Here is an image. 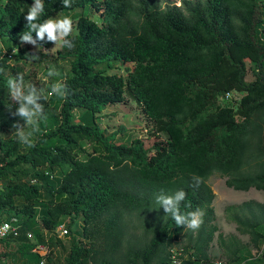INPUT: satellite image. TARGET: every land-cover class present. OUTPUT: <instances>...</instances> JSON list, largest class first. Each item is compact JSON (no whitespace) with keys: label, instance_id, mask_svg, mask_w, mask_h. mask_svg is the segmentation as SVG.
Masks as SVG:
<instances>
[{"label":"trees","instance_id":"1","mask_svg":"<svg viewBox=\"0 0 264 264\" xmlns=\"http://www.w3.org/2000/svg\"><path fill=\"white\" fill-rule=\"evenodd\" d=\"M33 2H0V132L25 123L14 115L18 104L9 94L8 76L23 74L25 85L44 89L13 60L41 65L49 52L27 47L11 55L24 44L20 36L29 31L24 17ZM42 2L39 22L89 7L100 13V21L78 16V33L69 37L75 47L58 52L70 67L63 81L68 95L40 101L56 109L52 120L36 125L35 146L19 153L15 140L0 142L7 160L0 165V222L17 215L25 230H33L37 243L48 246L45 258L33 255L38 264L43 258L53 264V232L68 219L70 234L80 219L85 227L103 222L100 231L107 247L99 253L72 238L65 264H174L170 251L188 229L176 225L156 203V195L183 189L187 195L181 213L199 208L204 215L181 264H213L209 251L218 228L209 179L220 175L228 177L227 186L236 191H264V168L255 175L241 173L252 138L264 129V3L71 0V7L65 8L62 0ZM32 36L36 38L34 32ZM38 43L46 50L54 45L46 36ZM249 74L252 81L247 80ZM234 92L241 98H226ZM127 94L152 123L149 145L126 137L124 131L120 137L108 134L99 124V116L123 103ZM193 177L200 179L199 187L192 186ZM255 205L260 212L249 209V217H231L250 237L249 244L219 233L227 264H264V205ZM4 211L15 213L1 214ZM137 224L146 228L148 242H130L120 253ZM26 246L30 251L35 247L25 234L0 242L6 257Z\"/></svg>","mask_w":264,"mask_h":264},{"label":"rangeland","instance_id":"2","mask_svg":"<svg viewBox=\"0 0 264 264\" xmlns=\"http://www.w3.org/2000/svg\"><path fill=\"white\" fill-rule=\"evenodd\" d=\"M260 1L264 3V0ZM0 2L2 4H5L6 0H0ZM175 4L177 6H180L181 2L177 1ZM80 15L87 16L92 18L93 20L100 21V13L91 7L86 9H77L74 13L61 14L55 16L54 18L60 16H70L73 20L74 26V32L72 35H76L78 33L76 29L78 21L77 19ZM1 46L6 52V45L2 44ZM27 47L34 52L40 50L49 52L46 63L41 65L25 63L23 61H17L15 59L13 60V63L17 67H20L27 75L31 76V78H34L40 87H43L45 90H48L51 85L56 81H64L70 76L69 63L66 61H62L58 58V52H60L63 48L58 45H53L49 50H46L44 47L42 49L36 50V48L32 44L24 43L20 47L16 46L15 50L11 53V55L18 53L20 49ZM49 69H54L56 75L49 77L47 75ZM247 80L252 81L253 76L249 74ZM235 96L237 97V99L241 98L240 94H235ZM44 105L45 115L38 120V123L47 120H52L55 116L54 111L56 107L51 104ZM99 124L103 129L108 132V134L117 133V136L120 137V132L124 131L123 133L126 137L144 139L147 145H149L150 143L148 132L153 127L152 123L144 116L143 110L139 103L135 100V98L128 94L126 95L125 101L123 103L108 107L99 116ZM36 125H28L25 128L26 131H31L33 133L31 137L32 140L34 134L37 132ZM14 133L15 131L0 132V142L13 139L18 144V152H26L29 147L20 143ZM259 152H263L262 155ZM258 157L259 160L257 159ZM6 163L7 160L5 156L0 153V165ZM263 168L264 129L261 133L257 134V136L252 138L251 146L245 156L244 168L243 170H241V173L244 175H255L260 172ZM227 180L228 177L214 175L208 181V184L215 195L213 208L215 211L216 220L214 222V225L218 228V232L215 234L214 241L212 242L209 251L212 259L214 260L213 263L226 262V259L223 257L224 250L221 248L220 243L218 242L219 233H222L225 238H230L231 236H234L244 244H249L250 242V237L238 230V226L231 220V217L236 215L249 217V209H252L257 213L260 212V210L255 205L256 203L264 205V191H257L256 189H250L248 192L236 191L235 189L229 188L227 186ZM2 186L3 184L0 183V187ZM245 203H252L253 205L249 208H244L242 206ZM231 206H236L238 207V209L231 210L228 212L227 208ZM14 213V211L1 212V214L3 215H11ZM70 221V219L66 220L67 225H69ZM102 224L103 222H100L95 227H85L83 220L80 219L71 227V237L57 239L53 236V264H65V258L69 254L72 238L75 237L79 238L84 244H87L88 246L97 250V252L102 253L107 247L106 237L104 233L100 231L103 226ZM135 226V229L131 230V235L123 241V245L120 247V253L127 251L128 247L130 246V242L132 243L131 245H134L135 242H137V244H146L148 242L144 230L146 228L140 226L139 224ZM28 231L34 234L32 229H28ZM197 231L198 230L193 231L188 229L183 235V237L180 239V241L173 246V248H175V250L177 251L179 250V252H184L185 247L191 248L192 245L195 243ZM58 240L60 242H58ZM34 241L35 240L32 241L33 245ZM29 249V246H26L23 252L11 255L10 257L2 255L1 253H3V251L2 249H0V264H38V262L33 259V255L37 254L42 257L43 252L34 253L33 249L31 251ZM47 251L48 256L50 249L47 248Z\"/></svg>","mask_w":264,"mask_h":264},{"label":"clouds","instance_id":"3","mask_svg":"<svg viewBox=\"0 0 264 264\" xmlns=\"http://www.w3.org/2000/svg\"><path fill=\"white\" fill-rule=\"evenodd\" d=\"M63 7H71V0H62ZM44 12V4L42 0H34L33 4L28 7L27 14L24 19L29 29L20 36L21 43L32 44L36 50L42 49V44L38 41H44L45 36L47 42L53 43L55 46L61 48L71 49L75 47L74 39H70L74 32L73 20L70 16H60L56 18H47L42 22H39L41 14ZM35 33L34 39L32 33ZM38 58V57H35ZM3 69H0V73ZM49 77L56 75L54 69H49ZM9 94L17 104L18 107L14 115L20 117L25 121L24 125L20 123L13 124L15 129V136L18 141L27 147H34V142L31 139L33 133L26 131V125H36L38 120L45 115V105L40 103L41 100H46L50 96H57L60 98H67L68 88L66 82L56 81L50 87L45 95V90L38 88L33 84L25 85L23 74H17L15 77L8 76L6 80ZM125 163H130L125 161ZM111 171L115 170L114 165H110ZM193 187H199L200 179L193 177ZM186 192L183 189H177L175 192L168 194L163 191L156 195V203L163 208L164 212L169 215L176 223L177 226H184L185 229L198 230L203 223L204 213L201 209L197 208L194 211H189L186 214H182L180 211V204L186 198ZM8 228V225L4 226ZM67 235V231L63 233ZM41 264H45V261H41Z\"/></svg>","mask_w":264,"mask_h":264},{"label":"built area","instance_id":"4","mask_svg":"<svg viewBox=\"0 0 264 264\" xmlns=\"http://www.w3.org/2000/svg\"><path fill=\"white\" fill-rule=\"evenodd\" d=\"M235 94L237 93H230L226 96L227 99L231 98V97H235ZM8 225V228H5L4 226ZM39 225L41 226V223H39ZM65 230L67 231V235H64L63 233L65 232ZM26 235L27 239H29L31 242L33 240H35L33 243L35 245L33 252L34 253H40L43 252L42 257H46L47 256V248L48 246L46 245H40L37 243V239L35 234H32L31 232H29L28 230H25V227L23 226L22 223V219L17 216V215H11L8 219L5 220H1L0 222V242L1 241H5V240H9V239H17L20 238L22 235ZM43 235L45 238L49 239V233L46 230H43ZM53 235L58 238V239H64V238H68L71 236L70 231L68 229L67 223L64 222L63 224H61L54 232ZM171 254H172V262L174 264H181L182 262V257H187V255H183V252H179V250H175V248L171 249ZM45 261L46 264V260ZM41 264V263H40ZM213 264H227L226 262H215Z\"/></svg>","mask_w":264,"mask_h":264}]
</instances>
